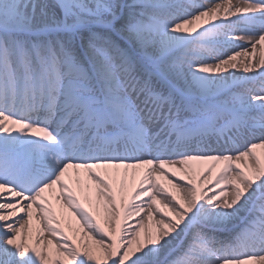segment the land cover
<instances>
[{
  "label": "snow or ice",
  "instance_id": "1",
  "mask_svg": "<svg viewBox=\"0 0 264 264\" xmlns=\"http://www.w3.org/2000/svg\"><path fill=\"white\" fill-rule=\"evenodd\" d=\"M0 264H264V0H0Z\"/></svg>",
  "mask_w": 264,
  "mask_h": 264
},
{
  "label": "bare ground",
  "instance_id": "2",
  "mask_svg": "<svg viewBox=\"0 0 264 264\" xmlns=\"http://www.w3.org/2000/svg\"><path fill=\"white\" fill-rule=\"evenodd\" d=\"M234 2H235V0H234ZM239 59L241 60V62H243V60L245 58L244 57H240ZM258 59H259V48L257 50L256 61H258ZM257 151L259 152L260 150L258 149ZM207 163H211V162H192L193 166L197 167V168L204 167V166H206ZM219 166L220 165L217 164V167H219ZM80 178H81V180H87V178L83 176V173H81V177ZM160 179H161V182L164 183L165 186L169 188V190L174 191V189L171 188V185H169L166 180H164L163 178H160ZM75 180H76L75 174H73L71 179L68 180V182L70 184H72L74 188H75ZM87 182L91 183V181H87ZM77 196L81 197V200L83 202L82 193L79 190H77ZM85 206L87 207L88 205L86 204ZM65 211H67V210H65ZM162 211H163V209H162ZM73 225H75V221H73ZM61 227H63L64 232L66 234H68L69 236H73L74 235L72 229L70 227H68L63 221H61ZM149 227L150 228L152 227V225L150 223H149ZM45 238H50V235L48 233H45ZM76 239H80L78 235H76Z\"/></svg>",
  "mask_w": 264,
  "mask_h": 264
}]
</instances>
